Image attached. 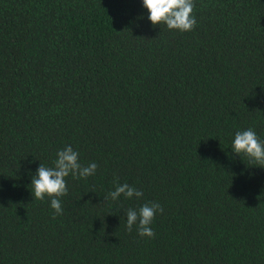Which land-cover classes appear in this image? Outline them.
Here are the masks:
<instances>
[{
	"label": "trees",
	"instance_id": "16d2710c",
	"mask_svg": "<svg viewBox=\"0 0 264 264\" xmlns=\"http://www.w3.org/2000/svg\"><path fill=\"white\" fill-rule=\"evenodd\" d=\"M192 31L142 0H0V264H264V0H194ZM71 146L55 215L40 163ZM139 199L104 202L116 183ZM159 203L153 238L126 210Z\"/></svg>",
	"mask_w": 264,
	"mask_h": 264
},
{
	"label": "clouds",
	"instance_id": "9594fccd",
	"mask_svg": "<svg viewBox=\"0 0 264 264\" xmlns=\"http://www.w3.org/2000/svg\"><path fill=\"white\" fill-rule=\"evenodd\" d=\"M142 4L147 9L148 20L154 26L164 24L170 30L188 32L192 31L197 23L192 15L194 0H142ZM232 152L240 157L244 155L250 162L264 168V141H261L251 128L235 133ZM97 167L95 162L81 164L79 153L71 146H66L56 153L53 166L40 163L31 178L33 199L44 200L45 196L49 197L50 207L55 210V215H61L63 209L60 198L68 193L66 177L71 174L74 178H87L95 175ZM122 195L127 199L133 197L139 199L143 192L127 183L117 182L115 189L104 197V202L117 201ZM157 212L162 213L163 208L156 202H146L139 208L127 209V230L131 232L135 225L139 236L153 238L155 233L150 225Z\"/></svg>",
	"mask_w": 264,
	"mask_h": 264
}]
</instances>
